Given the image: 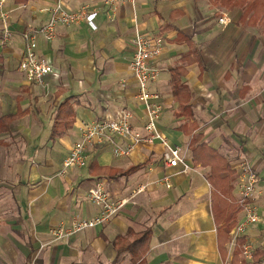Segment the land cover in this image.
I'll use <instances>...</instances> for the list:
<instances>
[{
    "label": "crops",
    "instance_id": "obj_1",
    "mask_svg": "<svg viewBox=\"0 0 264 264\" xmlns=\"http://www.w3.org/2000/svg\"><path fill=\"white\" fill-rule=\"evenodd\" d=\"M54 2L7 0L11 36L4 44L0 15V264H130L131 252L118 253L115 241L120 235L132 240L130 230L147 228L152 231L148 264H229L234 253L229 256L223 241H229L230 233L219 236L218 228L233 205L239 207L242 158L259 177V221L249 225L245 237L254 256H261L264 23H251L248 15L241 21L242 10L234 8L227 10L231 22L223 24L221 9L208 0H137L114 9L104 0H66L72 10H96V28L85 21L59 23L53 39L39 35L37 52L54 71L38 84L19 68L24 33L49 20ZM137 31L164 37L154 61L161 72L150 87L164 104L159 130L185 153L191 169L166 166L159 141L139 144L121 156L104 141L88 147L87 166L61 175L83 122L130 114L133 129L143 130L145 107L130 67ZM176 66L180 85L186 87L178 98ZM63 104L65 113L74 116L73 127L52 138ZM47 128L49 137L42 140ZM114 140L127 142L118 136ZM167 174L170 186L163 181ZM99 181L118 198L129 197L140 184L146 187L106 222L56 239L59 227L101 213L88 195ZM241 217L239 208L235 225Z\"/></svg>",
    "mask_w": 264,
    "mask_h": 264
},
{
    "label": "built area",
    "instance_id": "obj_2",
    "mask_svg": "<svg viewBox=\"0 0 264 264\" xmlns=\"http://www.w3.org/2000/svg\"><path fill=\"white\" fill-rule=\"evenodd\" d=\"M7 0H0V15L4 23L1 43L4 44L11 36V30L7 25L9 11L4 5ZM137 0H104V2L114 9L117 4L129 3L134 5ZM51 17L38 28L30 29L24 33L25 49L20 61V70L25 73L28 80L38 84H45V77L54 71L53 66L44 58L40 57L38 48V36L51 40L55 37L56 28L59 23L72 25L81 21L87 22L96 28V10H90L84 6L80 10H72L67 6L66 0H55L50 8ZM219 22L227 24L231 22L227 10H221ZM135 52L131 61V70L137 79V98L143 103L146 112V121L143 130H135L132 127L130 114H124L119 118H103L90 122H83L79 127L80 138L73 144L67 156L64 158L60 174L64 175L68 169L84 167L88 164V147L95 143L109 141L115 155L121 156L129 154L139 144H152L159 141L163 146L162 159L166 166L176 168L183 166L182 171L191 169L185 153L175 145H172L167 137L159 130V120L163 114L164 104L160 94L153 91L151 83L157 80L161 67L154 63L160 56L164 44V37L161 34H148L137 31L134 38ZM125 139L126 145L117 144L114 138ZM258 174L247 158H242L239 162L238 176V204L242 217L230 232L228 245L229 256L240 248L241 256L245 264H264V252L258 261H255L253 244L245 237V232L249 225L259 221V214L256 207L258 194ZM163 181L170 186V175L163 177ZM144 184H140L126 198H118L111 195L103 182H97L88 192L90 200L101 207V213L91 218L76 219L69 227H59L55 230V238L61 239L69 237L74 233L94 228L109 220L113 215L123 209L125 204L136 197L145 189ZM242 239V241H240Z\"/></svg>",
    "mask_w": 264,
    "mask_h": 264
},
{
    "label": "trees",
    "instance_id": "obj_3",
    "mask_svg": "<svg viewBox=\"0 0 264 264\" xmlns=\"http://www.w3.org/2000/svg\"><path fill=\"white\" fill-rule=\"evenodd\" d=\"M212 5L219 7L221 10L229 9L232 10L234 8H239L242 10L241 14V21L244 20L245 17H249V21L251 23L259 22L264 23V0H208ZM223 8V9H222ZM250 11H253L249 13ZM240 21V20H239ZM179 69V66H176L173 68V90L175 92V98H178V95L180 96L181 90H183L186 87L181 86L180 84V77L181 72H177L176 70ZM180 89L179 94L177 93V90ZM68 108V106H65L63 104L60 105L58 114L56 115L54 125L52 127V138L59 137L66 133V131L73 127L74 123V116H71L69 114L65 113V108ZM100 170L107 171L110 169L109 167H100ZM136 169V167L132 168ZM237 205H233L232 208V214L230 217L227 218V221L220 225L218 228V233L220 236V232H224V234L229 235L231 232V229L235 225V214L237 211H239L240 207H237ZM131 231V230H130ZM131 235H133V239L129 240L125 236H118L116 241L117 247H118V253H121L125 250H129L131 252V262L130 264H148L145 259V254L148 251L149 247V241L151 239L152 231L150 228H147L146 230L140 231V232H130ZM242 241V239L240 240ZM228 242V239L223 241ZM232 258H230L229 264H244L239 255V251L233 252ZM224 256L226 258V253H224ZM261 256H256L255 261H258Z\"/></svg>",
    "mask_w": 264,
    "mask_h": 264
},
{
    "label": "rangeland",
    "instance_id": "obj_4",
    "mask_svg": "<svg viewBox=\"0 0 264 264\" xmlns=\"http://www.w3.org/2000/svg\"><path fill=\"white\" fill-rule=\"evenodd\" d=\"M223 9V8H222ZM224 10H227V9H225L224 8ZM145 33H148V32H145ZM148 34H152V33H148ZM49 134H50V128H47V129H45L44 131H43V133H42V140L43 139H45V138H47V137H49ZM102 158H100V160H101ZM232 231V230H231ZM229 241H230V235H229ZM229 241H228V245H229Z\"/></svg>",
    "mask_w": 264,
    "mask_h": 264
}]
</instances>
